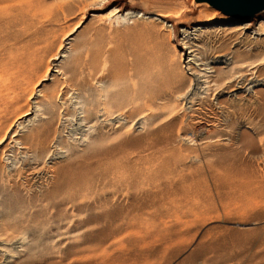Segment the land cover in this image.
<instances>
[{
    "label": "rangeland",
    "instance_id": "obj_1",
    "mask_svg": "<svg viewBox=\"0 0 264 264\" xmlns=\"http://www.w3.org/2000/svg\"><path fill=\"white\" fill-rule=\"evenodd\" d=\"M34 1L63 48L0 146V264H264V64L236 66L263 58L264 39L196 20V2L180 24L141 0L126 22L97 14L128 0ZM21 2L9 31L33 14ZM55 88L57 140L13 150Z\"/></svg>",
    "mask_w": 264,
    "mask_h": 264
},
{
    "label": "bare ground",
    "instance_id": "obj_2",
    "mask_svg": "<svg viewBox=\"0 0 264 264\" xmlns=\"http://www.w3.org/2000/svg\"><path fill=\"white\" fill-rule=\"evenodd\" d=\"M13 1H15L17 4L18 3L20 4V0H17V1L16 0H0V66H1L0 67L1 68V73H0V130L6 131L4 137L0 138L1 139L0 146L3 145V143L6 141V137L8 135L9 129H11V125L13 127L18 122L17 121L18 119L27 118L28 116L33 114L32 99H34L35 96L37 95L36 90L38 87L43 85L44 82L50 80L49 77H50L51 69H52L51 61L58 60V57H59L58 51H60L63 48L62 45H60V47L57 50L55 49V47L53 48L49 47L48 45L49 40H48V35L46 33V26L43 24L42 21L38 20L36 16L34 15V11L36 10V8H38L37 5L39 1L37 2L34 1L35 2L34 3L33 0H22L21 3L25 5V7H23V5L22 7L26 9V11L28 10V12L30 13L31 11H33L32 9H34L33 14H28L30 15V17L27 20L25 19L24 20L25 22L22 21L23 26L20 29L17 28L18 29L17 31L16 30L9 31L10 30L9 25H12V20H11V16L9 15L10 14L9 6L11 3H8V2H13ZM23 1H26V2L24 3ZM101 1H102V5L104 6L110 0H101ZM111 1L115 2L116 0H111ZM134 2L135 0H128L126 3L124 2L113 3V6L107 12L97 14V16H100V17L106 16V20L115 19L117 22H121V21L126 22V20H129L130 18L134 19L136 16L138 17L139 15L144 16L145 12L143 10H140L141 8L135 9V7L133 6ZM140 2H141V5L145 9H148V8L152 9L154 11L153 14L157 16H161L165 20L166 19H176L179 21L180 24H184V21L180 19V16L182 15L183 11L186 8L191 6L189 4H194L196 0H183V1H180L181 3H176L174 0H141ZM6 4H9V5H6ZM195 5L198 8H200L199 9L200 11L198 12L197 17H195L196 20L200 22L201 21H207V22L211 21L217 16H220L223 21H227V22H229L231 19H234V17L223 13L218 8L211 6L207 2L195 3ZM15 6L17 8V5H14V8ZM19 12L22 14L20 9H19ZM23 13H25V11ZM14 14H18L19 16V13L17 12H14ZM263 14H264V11H261L252 18H247V19H243L239 21L237 20L236 22L238 24H241L240 25L241 29L243 28L244 34H246L247 31H251V29L254 27L255 22L253 21L254 20L258 21L259 19H262ZM13 15L12 17L16 16V15L14 16ZM24 15H27V12ZM39 24L40 26L37 27ZM76 27H75L76 29L74 28L75 31L79 30L81 26L79 25ZM196 29H198V31L199 29L200 30L205 29L208 32H211V30H214L213 28L209 29V28H200V27ZM4 31H7L8 33L3 34ZM249 37L250 39H256V40H260V38L264 39V20L260 21L259 26L257 27V31H255V33L249 32ZM188 48L190 49L192 48V46L190 45ZM194 51L195 50L191 49L190 53L193 52L194 54ZM75 61H76L75 65L80 63L79 58L77 59L75 58ZM192 61H193L192 59H189V63H192ZM220 63L231 64V62H228L227 60H221ZM262 64H264V57L263 58L261 57L257 60L250 61V63H246V64L239 63V64H236V66L250 67L251 69H255ZM156 80H157L156 78L153 81L150 80L149 82L150 86L155 85ZM206 83H209V82L207 81ZM165 84H164V87H165ZM150 88H154V90H156L155 86L150 87ZM61 90H63V88ZM154 90H150V92L152 93L154 92ZM55 92H57V89L52 92L48 90L42 91L38 95V96H42V98L46 100L48 103L47 112L42 114V118L38 123L40 124L43 121V124L34 125L32 120H29V121H25V124L23 127L22 125H19V128L26 130V131L24 130L25 132L27 131L29 132V130H34V134L30 135L29 138H26V139L24 138L23 140H15L14 141L15 144L12 146L13 150L31 149L33 150L34 156L35 155L44 156V154H46L45 152L48 147L47 144L51 140L52 136H54V139H56V134H57L54 127L57 122L58 110L55 108V106L53 107L49 106L55 102V99L57 96ZM12 117H15V120L13 122H11ZM32 123L33 125H31ZM14 136H18V134L17 135L15 134ZM40 160H41L40 158L37 159V161H40ZM243 182L244 181H242V183ZM260 191L261 190H259V192Z\"/></svg>",
    "mask_w": 264,
    "mask_h": 264
},
{
    "label": "water",
    "instance_id": "obj_3",
    "mask_svg": "<svg viewBox=\"0 0 264 264\" xmlns=\"http://www.w3.org/2000/svg\"><path fill=\"white\" fill-rule=\"evenodd\" d=\"M201 2L209 3L238 21L252 18L264 11V0H196V3Z\"/></svg>",
    "mask_w": 264,
    "mask_h": 264
},
{
    "label": "built area",
    "instance_id": "obj_4",
    "mask_svg": "<svg viewBox=\"0 0 264 264\" xmlns=\"http://www.w3.org/2000/svg\"><path fill=\"white\" fill-rule=\"evenodd\" d=\"M260 21H262L261 19L258 20V23L254 25V27L251 29V33H255V31H257V27L259 26Z\"/></svg>",
    "mask_w": 264,
    "mask_h": 264
}]
</instances>
